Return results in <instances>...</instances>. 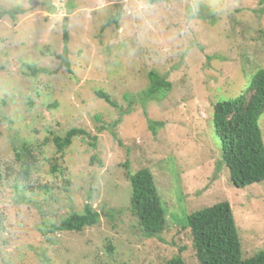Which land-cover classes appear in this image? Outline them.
Masks as SVG:
<instances>
[{
  "label": "rangeland",
  "instance_id": "1",
  "mask_svg": "<svg viewBox=\"0 0 264 264\" xmlns=\"http://www.w3.org/2000/svg\"><path fill=\"white\" fill-rule=\"evenodd\" d=\"M17 6L26 14L0 20V264H167L176 256L198 264L183 223L223 201L232 207L242 256L264 251V182L232 184L212 127L216 102L238 97L264 70L263 4L0 0V8ZM23 63L54 73L28 77ZM151 72L172 87L163 100L144 103ZM148 119L162 125L156 133ZM259 123L264 140V115ZM72 127L97 135V149L78 139L65 157L58 153L47 140ZM24 142L38 160L28 180L15 161ZM93 156L103 165L92 164ZM126 163L155 176L167 209L166 230L156 238L142 233L130 211ZM87 203L100 214L97 225L52 231Z\"/></svg>",
  "mask_w": 264,
  "mask_h": 264
},
{
  "label": "trees",
  "instance_id": "2",
  "mask_svg": "<svg viewBox=\"0 0 264 264\" xmlns=\"http://www.w3.org/2000/svg\"><path fill=\"white\" fill-rule=\"evenodd\" d=\"M258 1L264 5V0ZM25 14L26 10L18 6L11 9L0 8V20L7 17L15 21L17 17ZM117 20L114 19L116 25L118 24ZM65 37L68 41L67 34ZM59 58L68 72H71L66 57L62 55ZM21 67L24 74L32 78L40 74L50 75L54 73L49 69L38 68L29 63H23ZM171 87L172 84L166 78L156 72H151L149 85L143 92L145 99L142 101L144 103L145 100L159 102L167 97ZM95 94L109 106L118 108L108 93L96 90ZM128 97H130L128 94L125 95V98L128 99ZM4 105L5 101L0 98V109ZM143 110L147 116L145 104H143ZM263 115L264 70L255 73L247 90L238 97L231 100H219L214 105L212 127L220 141L222 154L220 165L226 166L230 180L236 188L244 189L264 182V140L259 123ZM100 120V116H97V121ZM120 121L121 119L113 125L118 127ZM160 125L148 119V128L153 133H156ZM101 128V130L104 129V127ZM114 137H117L115 133ZM78 139L89 140L91 148L97 149L98 147V136H93L85 129L78 127L68 129L63 135L52 133L51 138L47 141L49 144L52 143L57 152L65 157L67 150ZM15 161L20 166V177L25 178V180L30 179L36 171L38 160L27 142L15 149ZM95 161H98L100 166L103 165L96 156H93L91 163L94 164ZM125 167V176L130 188V211L137 219L142 233L148 238H156L166 230L167 209L156 187L155 176L149 168L132 171L127 163ZM1 179L0 174V181ZM45 188L48 189L46 186ZM99 219L100 214L92 208L90 203H87L82 213L70 214L59 225L54 224L51 229L53 232H81L87 227L97 225ZM1 222L2 216L0 214V226ZM183 224L191 233L198 264H264V251L253 256H242L235 216L230 203L227 201L191 213L187 217L186 223ZM167 264H185V262L181 256H176Z\"/></svg>",
  "mask_w": 264,
  "mask_h": 264
}]
</instances>
